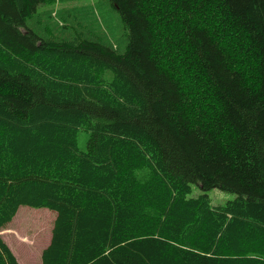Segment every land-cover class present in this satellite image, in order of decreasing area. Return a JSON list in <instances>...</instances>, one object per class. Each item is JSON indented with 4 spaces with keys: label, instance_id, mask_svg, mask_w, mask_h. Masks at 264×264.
Instances as JSON below:
<instances>
[{
    "label": "trees",
    "instance_id": "trees-1",
    "mask_svg": "<svg viewBox=\"0 0 264 264\" xmlns=\"http://www.w3.org/2000/svg\"><path fill=\"white\" fill-rule=\"evenodd\" d=\"M77 2L0 0V232L46 207L44 264H264V0Z\"/></svg>",
    "mask_w": 264,
    "mask_h": 264
},
{
    "label": "rangeland",
    "instance_id": "rangeland-1",
    "mask_svg": "<svg viewBox=\"0 0 264 264\" xmlns=\"http://www.w3.org/2000/svg\"><path fill=\"white\" fill-rule=\"evenodd\" d=\"M77 3L83 4H93L94 7L99 8V4L102 2V0H77ZM74 1H68L67 4H71ZM60 6V4H59ZM82 144H84V141L82 140ZM201 192H206L211 198V201L214 205H223L227 201L234 199L236 197V194L222 191L219 188H212L208 191H202V189L198 185L193 186L192 193L190 196L198 195ZM36 209V208H34ZM20 214L15 219V222L11 223L12 229L6 230V232L3 235V238L7 240V242L11 245V248L14 252H16L15 255L20 256L22 253L26 254L24 252H28L27 249V243H24L23 237L29 238L31 243H38L42 240V230L43 228L52 220L49 218V213L46 211H36L31 210L28 208L21 209ZM24 227L26 229V232L22 230V234L19 235L16 232L17 227ZM37 234H36V231ZM4 231V229H3ZM2 231V232H3Z\"/></svg>",
    "mask_w": 264,
    "mask_h": 264
},
{
    "label": "crops",
    "instance_id": "crops-1",
    "mask_svg": "<svg viewBox=\"0 0 264 264\" xmlns=\"http://www.w3.org/2000/svg\"><path fill=\"white\" fill-rule=\"evenodd\" d=\"M24 208H28V209H31V210H36V211H46L49 213V218L51 221V223L49 222L42 230V233H41V236H42V240L38 243H31L29 238H25L23 237V240L25 241L24 243H27V251L28 252H24L26 254H23L20 253L21 255L20 256H16L18 262L20 264H44V261H43V254L45 252L46 249H48V247L51 245V241H52V238H53V229H54V226H55V220L57 218V212L55 210H52V209H49V208H46V207H41V208H36V207H31V206H28V205H22L16 215L14 216V218L12 219V221L10 223H8V225L6 227H4V231L0 232V236L1 238L8 244V246L10 247V249L12 250L13 254H16V252L13 251V249L11 248V245L7 242L6 239L3 238V235L6 230H11L12 229V226H11V223L15 222V219L17 218V216L20 214V210L21 209H24ZM36 208V209H34ZM22 230H24V232H26V229L24 227H17L16 228V232L21 235L22 234ZM36 231V229H35ZM36 234H37V231H36Z\"/></svg>",
    "mask_w": 264,
    "mask_h": 264
},
{
    "label": "bare ground",
    "instance_id": "bare-ground-1",
    "mask_svg": "<svg viewBox=\"0 0 264 264\" xmlns=\"http://www.w3.org/2000/svg\"><path fill=\"white\" fill-rule=\"evenodd\" d=\"M83 131V130H82Z\"/></svg>",
    "mask_w": 264,
    "mask_h": 264
}]
</instances>
